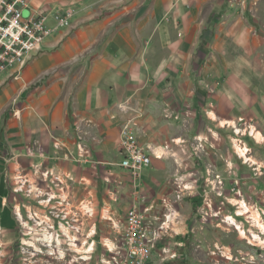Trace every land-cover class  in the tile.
I'll return each mask as SVG.
<instances>
[{
	"label": "crops",
	"instance_id": "0c3cea01",
	"mask_svg": "<svg viewBox=\"0 0 264 264\" xmlns=\"http://www.w3.org/2000/svg\"><path fill=\"white\" fill-rule=\"evenodd\" d=\"M30 2L49 14L53 31L20 75L17 67L0 72L3 100L20 88L16 101L26 98L13 108L16 119L7 125L14 153L8 162L0 160L10 182L19 170L51 169L70 185L75 202L81 199L75 190L93 201L95 176L105 171L129 185H143L139 188L149 199L144 196L137 205L145 207L159 201L163 189L156 188L174 174L173 157L193 167L182 140L204 129L213 132L207 152L214 160L217 142H226L220 129L232 131L226 122L244 126L239 119L261 117L257 128L264 132V0ZM70 7L76 8L71 25L54 28L52 14ZM209 109L218 120L204 117ZM129 121L139 142L157 154L153 171L142 175L150 165L145 167L139 183L120 164V133ZM263 155L254 152L264 165ZM253 185L264 189V175L253 178ZM11 186L6 184L7 192ZM183 203L175 206L178 211ZM176 209L170 211L173 222Z\"/></svg>",
	"mask_w": 264,
	"mask_h": 264
},
{
	"label": "rangeland",
	"instance_id": "374dc122",
	"mask_svg": "<svg viewBox=\"0 0 264 264\" xmlns=\"http://www.w3.org/2000/svg\"><path fill=\"white\" fill-rule=\"evenodd\" d=\"M71 10L75 16L76 8L72 7ZM29 14V12H24L25 17H28ZM52 21L54 22V14L51 16ZM7 73L6 71L1 75ZM4 89V84H0V160L8 162L11 154L14 153L12 148L15 145L14 141L7 137L8 121L12 118L16 119L13 116V108L20 104L21 99L24 101L26 98L20 99L19 97L16 101L15 98L22 92L20 88L12 97L3 100ZM16 112L17 110L15 115ZM205 112L207 115L204 116L205 118L211 120L215 118L212 109ZM261 119V117L241 118L239 120L245 125L239 126L246 128L252 125L257 128L260 121L262 122ZM214 120H218V118ZM206 130H201L203 132L191 140L180 142L185 145V150L189 148L190 158H194L193 167L190 168L187 166L188 162L183 163L179 158L173 157L176 163L174 174L165 177L162 181L163 184L156 188L160 191L163 189V193L157 196L159 201L151 203L152 205L149 204L152 207V214L149 216L152 228L151 236L156 244L149 258V264H264V244H253L257 240L251 236L253 232L258 234V228L251 225L250 221L252 220L246 217L247 214L236 215L237 211H244L245 205L243 206V204L245 203L242 202L244 200L248 206L254 202L263 205L264 189L261 187L257 189L253 185V178L261 175L257 174L250 165L243 163L235 153L232 139H228L227 136L229 134L231 137L233 136V128L231 132H225L223 128L220 129L219 136L226 142H223L224 144L217 142L215 152L217 155L212 160L213 158L207 151L214 144V133H206ZM213 130L215 131V127ZM218 132L219 128H217V134ZM219 136H217V141ZM244 139L251 144L254 152L258 151L260 154L262 151L264 152V149L259 146L262 143H255L248 135ZM221 145L226 146L227 150H223ZM151 156H157V154L152 153ZM151 171H153L152 165L141 173L147 175ZM4 173V169L0 170V176ZM10 177L11 175L6 176L5 174L0 180V184H4L5 189L6 184L9 185L11 182L13 186L14 177L12 175L11 182ZM95 177L97 185L93 189L95 198L93 200V216L87 218L88 215L85 211L81 212L80 221L83 223L80 233H74L68 224L72 231L71 235L78 236L77 242L66 237L64 233L67 231L64 230V232L61 231L63 241L61 245L57 246L53 241L52 247L45 248L46 245H40L38 242L35 247L43 251L34 250V247L30 246L29 254L23 250V247L27 246L22 245V234L25 228L17 220L13 209L15 204L20 202L21 197L14 196L12 191H8V203L5 208L7 211L3 207L0 209L3 226L0 233V264H123L116 256H120L119 250L115 249V246L123 244L121 233L123 219L128 209L144 196L147 197L146 194L149 193L139 188L143 185L135 183L129 185L126 179L122 180L120 177L116 179L115 176L105 171H99ZM141 181L142 177L137 180L138 183ZM186 184L193 185L192 189L186 188ZM205 191L209 192L211 206L208 204L209 201L207 204L204 201ZM75 193L79 194L78 198H81L78 203L76 202L77 207L81 201L90 200L85 197L84 191L75 190ZM199 196L201 201H199ZM181 197L185 200L184 203L181 202ZM195 198H198V201H195ZM177 201L183 203L179 211L176 209V205H181V203L179 202V204ZM241 202L244 208L240 207ZM173 209L174 211L176 209L175 219L164 234V238L167 240L165 241L158 237L156 229L166 218V214ZM22 211L26 216V208H23ZM109 211L112 213L113 220L109 217ZM59 214L63 213L59 212ZM251 214L252 212L249 213V215ZM252 215L254 218L258 217V213ZM230 216L236 217L238 224L243 226L246 234L240 233L233 225ZM14 224H16L14 230L6 229ZM262 239H264L263 234ZM161 240L172 249L171 252L163 251L165 246L160 245ZM92 243H94L93 251L90 248ZM174 252L177 253L176 256H173Z\"/></svg>",
	"mask_w": 264,
	"mask_h": 264
},
{
	"label": "built area",
	"instance_id": "2783aa9c",
	"mask_svg": "<svg viewBox=\"0 0 264 264\" xmlns=\"http://www.w3.org/2000/svg\"><path fill=\"white\" fill-rule=\"evenodd\" d=\"M30 3V0H0V72L17 67V75H20L33 53L41 49L46 38L53 31V28L48 24L49 14L36 11L35 8L30 7ZM26 8H31L28 17L24 16ZM73 14L71 9L59 8L54 13V28L70 26ZM120 107L124 110L127 109L128 101L125 100ZM224 126H231L234 130L231 139L237 156L243 163L250 165L257 174L264 175V165L256 160L251 144L244 139L248 135L254 142L264 145V132L252 125L241 128L226 122ZM120 145L123 154L120 161L121 166L129 170L133 179H138L142 170L152 163V156L135 136L130 121L126 122L121 129ZM13 177L12 194L21 197L20 202L16 203L13 209L17 220L25 228L22 234V245L27 247H23L24 252L29 254L30 246H33L34 250L43 251L35 247L38 242L40 245H46L45 248L52 247L53 241L57 246L61 245L63 243L61 231L64 232V230L67 231L64 233L65 236L71 240L74 239L73 242L76 243L78 236H72L71 233L72 231L80 233L82 230L81 212L85 211L88 215L87 218L93 216V201L91 199L81 201L77 207L72 198L70 185L65 183L60 174L51 169L41 172L38 167H35L33 174L19 170ZM185 187L191 190L193 185L186 184ZM204 195V201L207 204L209 192L205 191ZM242 202L248 206L245 200ZM242 202L240 207H243ZM7 203L8 199L5 196L3 206L6 207ZM208 204L211 206L210 201ZM249 205L246 217L252 220L250 221L251 225L256 226L259 230L258 234L253 232L251 235L257 241L250 242L262 245L264 244V239H262V234L264 235V205L256 202ZM23 208H26V216L22 211ZM58 211L63 214H59ZM151 211V206L139 207L137 202L128 209L121 232L123 244L115 246V249L120 252V256H116L121 263L149 264V258L156 246L151 236L152 228L149 217L152 214ZM250 212L258 213L259 216L254 218L252 214V216L249 215ZM72 213L73 216H71ZM111 214L109 211V217L113 220ZM236 215L245 214L237 211ZM231 218H234L233 225L240 231L243 226L238 224L236 217L231 216ZM172 222L173 213H167L166 218L156 229L160 239H164V234L171 227ZM2 229L0 216V233ZM243 230L245 231L244 228ZM164 246L165 253L172 251L169 246ZM90 248L91 251L94 250V243L90 245ZM176 255L177 253L174 252L173 256Z\"/></svg>",
	"mask_w": 264,
	"mask_h": 264
},
{
	"label": "trees",
	"instance_id": "16d2710c",
	"mask_svg": "<svg viewBox=\"0 0 264 264\" xmlns=\"http://www.w3.org/2000/svg\"><path fill=\"white\" fill-rule=\"evenodd\" d=\"M6 193H7V191H6L5 187H4V184H0V209L2 208V197L5 196ZM5 211H7V210L5 209Z\"/></svg>",
	"mask_w": 264,
	"mask_h": 264
},
{
	"label": "bare ground",
	"instance_id": "6f19581e",
	"mask_svg": "<svg viewBox=\"0 0 264 264\" xmlns=\"http://www.w3.org/2000/svg\"><path fill=\"white\" fill-rule=\"evenodd\" d=\"M244 205H245V206H244ZM243 206L245 207V209H244V211H240V213L247 214V213L249 212V208H248V206L246 205V203L243 204ZM258 216H259V214H258ZM230 217H231V216H230ZM228 218H229V217H228ZM230 219H231L232 223L234 224V218H230ZM261 227L263 228V225H261ZM240 233L246 234L245 231H244L242 228L240 229Z\"/></svg>",
	"mask_w": 264,
	"mask_h": 264
}]
</instances>
